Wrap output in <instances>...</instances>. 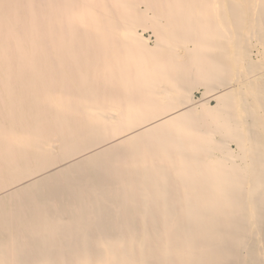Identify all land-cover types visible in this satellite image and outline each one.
Segmentation results:
<instances>
[{
  "label": "bare ground",
  "instance_id": "1",
  "mask_svg": "<svg viewBox=\"0 0 264 264\" xmlns=\"http://www.w3.org/2000/svg\"><path fill=\"white\" fill-rule=\"evenodd\" d=\"M0 264H264V0H0Z\"/></svg>",
  "mask_w": 264,
  "mask_h": 264
},
{
  "label": "rangeland",
  "instance_id": "2",
  "mask_svg": "<svg viewBox=\"0 0 264 264\" xmlns=\"http://www.w3.org/2000/svg\"><path fill=\"white\" fill-rule=\"evenodd\" d=\"M142 36L144 38H146V39L148 37V41H149L148 44L150 45L151 44V34H150V31L147 30V31L143 32ZM201 93H202V90L201 89L194 91L193 92V98L194 99H199L201 97Z\"/></svg>",
  "mask_w": 264,
  "mask_h": 264
}]
</instances>
